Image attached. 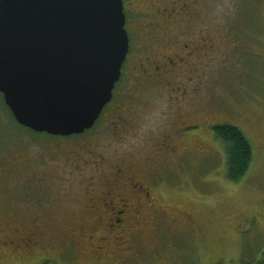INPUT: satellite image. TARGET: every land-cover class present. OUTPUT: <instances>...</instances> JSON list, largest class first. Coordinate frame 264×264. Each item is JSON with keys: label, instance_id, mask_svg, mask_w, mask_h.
<instances>
[{"label": "rangeland", "instance_id": "obj_1", "mask_svg": "<svg viewBox=\"0 0 264 264\" xmlns=\"http://www.w3.org/2000/svg\"><path fill=\"white\" fill-rule=\"evenodd\" d=\"M206 18V37L221 31L224 35L226 30L232 40L215 44L202 40L199 62L185 68L187 76L171 78L163 89L145 94L149 101L132 119V131L116 136L102 119L94 133L82 139L95 145L79 151L77 160L71 153L78 150L80 142L55 141L19 126L0 97V264L260 262L264 253V0H226L215 4ZM119 91L127 89L119 87ZM189 97L193 98L190 104L186 101ZM177 104L192 106L188 114L198 115L200 120L239 128L254 149L249 173L242 182H229L224 146L202 127L199 136L188 143L208 160L195 158L189 164L175 161L173 172L156 164L148 170L155 180L156 208L165 205L171 218L158 227L152 219L155 208H145L137 225L141 234L138 245L147 256L134 258L129 247L135 243L128 237L102 242L106 250L97 253L96 237L118 233L109 235L95 210L87 209L91 198L103 197L112 187L118 166L124 174L115 193L132 187L129 180L126 182L129 167H145L144 161L153 156L158 139L167 129L176 131L179 127L171 124L180 113ZM166 154L173 156L168 151ZM135 174L139 179L140 170ZM88 227L97 228L95 238L78 240L75 235L81 237ZM30 229L44 238L55 236V245L69 252L56 249L32 254L4 244L5 237H12L15 231L26 234ZM155 251L158 255H153Z\"/></svg>", "mask_w": 264, "mask_h": 264}, {"label": "water", "instance_id": "obj_2", "mask_svg": "<svg viewBox=\"0 0 264 264\" xmlns=\"http://www.w3.org/2000/svg\"><path fill=\"white\" fill-rule=\"evenodd\" d=\"M122 0H0V94L16 122L56 137L91 130L129 52Z\"/></svg>", "mask_w": 264, "mask_h": 264}, {"label": "flooded vegetation", "instance_id": "obj_3", "mask_svg": "<svg viewBox=\"0 0 264 264\" xmlns=\"http://www.w3.org/2000/svg\"><path fill=\"white\" fill-rule=\"evenodd\" d=\"M253 1L259 2V0ZM122 2L126 18L125 30L129 36V52L122 69L121 80L117 85L118 88L116 87L111 103L100 118L101 120L105 118L107 127L111 131L114 130L116 136L133 130L135 124L132 119L137 115L138 110L142 109L149 101L144 98L145 94L149 95L148 93L152 89H163L164 83L169 82L171 78L179 79L187 76L185 68L199 62L200 57L197 54L202 50V40L205 43L213 41L214 44L217 41L227 42V38L232 40L226 30H224V35L222 31L214 33L210 37H206L207 34H204L209 32L207 14L212 13L215 4L226 3V0H122ZM223 37H226V40ZM233 40L237 41L235 36ZM124 79L126 84H123ZM119 87L127 89V91L120 92ZM175 100L178 101L180 98ZM186 101L190 104L193 98L189 97ZM176 108H179L180 115L171 123L179 125L176 131L167 129L168 132L158 139L153 156L146 157L144 161L145 167L144 165L129 167L130 177L126 179V182L129 180L132 187L125 183L127 187L122 189L124 192L120 189L115 193L118 183H123L120 180H123L124 169L118 166L116 167L117 172H114L115 180L112 181V187L107 189L103 197L91 198V205L87 209L95 210L98 219L103 222L109 235L118 233L112 237L106 236V233L101 237H96L98 238L97 243H99L95 248L97 253L106 250L103 249L102 242L108 239L122 241L128 237V241L131 239L135 243L134 246L129 247L134 251L133 257L136 259L146 257L147 254L142 252L138 245L141 234L138 233L139 226L137 225L145 208L147 210L155 208L152 219L155 220L153 224H157L158 227L165 226L171 218L165 205L156 208L157 197H154L152 187L155 180L148 170H151V166L156 164L163 165L164 171H172L175 161L189 164L191 161H195V158L200 162L209 159L201 155L199 150L193 148L188 140L198 137L202 127L206 126L207 130L211 132V129L219 123L200 120V116L190 113L193 116L191 117L187 111L190 108L186 104L183 107L177 104ZM78 145V150L75 148L71 153L72 159L75 160H77L79 151L89 149L88 145L94 146L95 144L91 141L83 142L81 140ZM82 145L85 147H81ZM167 151L169 154H173V158L166 154ZM90 153L94 155L95 151L90 150ZM136 169L140 170L139 179V176L135 174ZM113 182L115 183L113 184ZM96 230V227H88L81 237L75 236L78 240L83 237L93 240ZM44 237V234L39 233L36 229H30L26 234H21L18 230L12 237H5L7 241L4 244L32 254L56 251V249L60 253L69 252L62 246L55 245V236L46 235L47 238ZM157 253L158 251H155L153 255H158ZM138 256L140 257L138 258Z\"/></svg>", "mask_w": 264, "mask_h": 264}, {"label": "trees", "instance_id": "obj_4", "mask_svg": "<svg viewBox=\"0 0 264 264\" xmlns=\"http://www.w3.org/2000/svg\"><path fill=\"white\" fill-rule=\"evenodd\" d=\"M0 97L2 98L4 109L9 113L11 120H13L14 123L18 124L13 114L11 113L10 109L5 104L3 95L0 94ZM115 102H116V99H115ZM100 122H101V119L98 120V122L95 124V126L91 130L86 131L82 135H74V136L66 137V138L51 136L48 134H43V135H47L55 141H60L64 139L65 140L73 139L74 141L80 142L82 139L86 138L88 135L94 133V130L100 124ZM211 133H212V136H214L215 138L214 140L217 141L218 143L220 142L224 146V151L226 155V164H227L226 178L231 183L242 182L243 179L249 173L250 168L254 161V149H253V146L250 140L239 128L229 125V124L219 123L218 125L214 126L211 129ZM35 134L37 135L38 133H35ZM257 264H264V253H263L262 259Z\"/></svg>", "mask_w": 264, "mask_h": 264}, {"label": "bare ground", "instance_id": "obj_5", "mask_svg": "<svg viewBox=\"0 0 264 264\" xmlns=\"http://www.w3.org/2000/svg\"><path fill=\"white\" fill-rule=\"evenodd\" d=\"M180 115V114H179Z\"/></svg>", "mask_w": 264, "mask_h": 264}]
</instances>
